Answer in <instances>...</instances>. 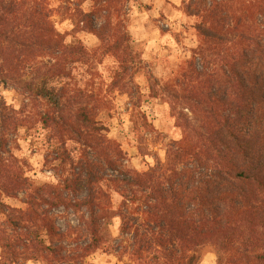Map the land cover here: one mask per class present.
Instances as JSON below:
<instances>
[{"label":"trees","instance_id":"1","mask_svg":"<svg viewBox=\"0 0 264 264\" xmlns=\"http://www.w3.org/2000/svg\"><path fill=\"white\" fill-rule=\"evenodd\" d=\"M185 9L200 18L197 30L204 42L198 50L204 70L190 65L201 85H191L186 74L182 85L189 95H176L187 101L184 108L193 118L180 113L182 138L167 143L165 163L128 173L120 170L124 152L103 135L108 127L98 118V107L49 83L65 75L62 58L83 53L63 43L42 0H0V82L17 86L38 110L63 175L56 187L30 182L26 164L9 148L27 119L0 101V264L63 259V247L54 242L63 233L50 213L60 207L72 210L86 227L92 242L83 256L101 248L103 220L113 215L131 235L139 264H198V251L207 245L216 249L218 264H264V0L211 5L190 0ZM44 58L57 62L48 69L50 79L39 75L37 63ZM216 64L219 68L210 67ZM35 66L38 75L25 80ZM141 120L154 131L143 113ZM67 141L81 147L77 161ZM103 169L119 175L104 179ZM103 181L114 183L123 198L113 214L103 204ZM21 192H30L26 209L3 202ZM134 214H141L145 225L132 223Z\"/></svg>","mask_w":264,"mask_h":264},{"label":"rangeland","instance_id":"2","mask_svg":"<svg viewBox=\"0 0 264 264\" xmlns=\"http://www.w3.org/2000/svg\"><path fill=\"white\" fill-rule=\"evenodd\" d=\"M189 1L42 0V5L51 11L53 26L63 43L83 55L67 54L61 60L66 76L51 79L48 69L57 62L51 58L39 60V75L50 79L49 83L57 87L66 86L72 95H82L98 107V118L108 127L103 135L115 141L124 152L120 166L124 172L142 173L157 163H165L167 143L182 138V130L177 124L180 113L193 118L189 108H184L187 101L181 97L189 92L182 84L187 74L193 80L191 85L199 87L200 80L191 74L190 65L198 71H203L205 65L198 55L204 44L197 30L200 18L185 11ZM213 1L207 0L208 5ZM213 58L216 60V55ZM38 67L29 68L24 79L38 75L35 71ZM210 67L217 69L219 65ZM162 86H168L174 95L162 91ZM0 101L13 107L17 116L27 119L11 136L9 144L11 153L26 164L25 176L38 187L61 185L60 160L53 143H49L48 131L37 120L38 110L30 105V100L17 86L1 82ZM141 113L146 115L154 131L143 126ZM67 148L75 161L81 158L79 145L67 141ZM101 171L104 179L119 175L110 169ZM100 187L107 195L103 197V204L108 205V213L117 212L123 198L116 185L103 181ZM29 193L4 196L3 202L13 208L26 209ZM68 196L73 199L72 194ZM50 213L63 233L54 242L63 247L64 258H52L51 263L39 259L13 264H139L132 255L131 235L121 231L118 217L107 215L104 218L101 248L83 256L84 247L92 241L78 215L63 207L52 208ZM130 218L132 223L145 225L141 214ZM3 219L0 218V227L4 224ZM198 254V264H218L213 246L201 248Z\"/></svg>","mask_w":264,"mask_h":264},{"label":"crops","instance_id":"3","mask_svg":"<svg viewBox=\"0 0 264 264\" xmlns=\"http://www.w3.org/2000/svg\"><path fill=\"white\" fill-rule=\"evenodd\" d=\"M170 1L175 2V3H179L181 0H170Z\"/></svg>","mask_w":264,"mask_h":264}]
</instances>
